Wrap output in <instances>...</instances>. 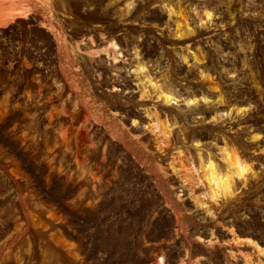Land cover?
Masks as SVG:
<instances>
[{
  "label": "rangeland",
  "instance_id": "1",
  "mask_svg": "<svg viewBox=\"0 0 264 264\" xmlns=\"http://www.w3.org/2000/svg\"><path fill=\"white\" fill-rule=\"evenodd\" d=\"M0 264H264V0H0Z\"/></svg>",
  "mask_w": 264,
  "mask_h": 264
},
{
  "label": "bare ground",
  "instance_id": "2",
  "mask_svg": "<svg viewBox=\"0 0 264 264\" xmlns=\"http://www.w3.org/2000/svg\"><path fill=\"white\" fill-rule=\"evenodd\" d=\"M212 176V175H211ZM211 178H213V176L211 177ZM215 178V177H214ZM214 182V181H213ZM225 183V182H224Z\"/></svg>",
  "mask_w": 264,
  "mask_h": 264
}]
</instances>
